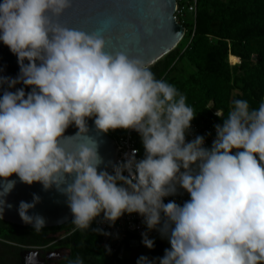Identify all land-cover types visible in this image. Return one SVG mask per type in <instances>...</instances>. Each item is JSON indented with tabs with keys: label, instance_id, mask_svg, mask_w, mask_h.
<instances>
[{
	"label": "clouds",
	"instance_id": "clouds-1",
	"mask_svg": "<svg viewBox=\"0 0 264 264\" xmlns=\"http://www.w3.org/2000/svg\"><path fill=\"white\" fill-rule=\"evenodd\" d=\"M72 5L0 0V42L20 69L15 78L0 75V218L15 175L65 195L73 231L89 230L101 214L110 226L125 213L139 214L170 248L162 258L141 255L136 264H264V100L251 108L234 99L226 116L216 112L223 123L214 126L210 148L200 135L187 141L196 115L186 96L157 79L141 58L107 51L98 32L60 24ZM89 119L98 133L137 132L143 158L133 150L108 162L112 173L100 170L105 162L88 134ZM73 125L78 131L66 136ZM76 140L69 150L65 142ZM182 193L189 196L182 204L165 203ZM38 203L33 194L18 207L36 232L46 224L28 214ZM154 243L142 233L145 247ZM68 264L84 260L77 256Z\"/></svg>",
	"mask_w": 264,
	"mask_h": 264
},
{
	"label": "trees",
	"instance_id": "trees-1",
	"mask_svg": "<svg viewBox=\"0 0 264 264\" xmlns=\"http://www.w3.org/2000/svg\"><path fill=\"white\" fill-rule=\"evenodd\" d=\"M177 1L184 7L182 15L176 14L186 33L173 50L151 65L156 78L186 96L195 120L222 124L214 111L226 116L234 99H245L251 108H258L264 100V0H196L195 13L189 10L194 0ZM121 132L108 133L117 139ZM138 147L144 153L140 135ZM71 220L42 229L65 234L61 243L70 246L71 253L63 264L77 256L84 264H112L110 259L121 254V250L108 253L101 247V235L92 231L97 228L93 222L89 230L73 231ZM0 225L33 229L1 218ZM50 240L45 238V242ZM153 240L151 254L163 257L166 243L162 237Z\"/></svg>",
	"mask_w": 264,
	"mask_h": 264
},
{
	"label": "water",
	"instance_id": "water-1",
	"mask_svg": "<svg viewBox=\"0 0 264 264\" xmlns=\"http://www.w3.org/2000/svg\"><path fill=\"white\" fill-rule=\"evenodd\" d=\"M177 5V0H73L72 7L58 18V22L69 28L98 32L106 41L107 51L124 52L152 65L173 50L185 36V25L176 18ZM19 71L17 57L0 42V75L15 78ZM21 87L24 86L16 85V88ZM16 88L10 90L15 91ZM25 91H30V88ZM88 128V134L97 140L99 154L105 162L100 170L110 173L112 167L108 162L116 163L117 159L116 140L109 133H98L92 119L88 120ZM77 131L73 125L66 130L65 135L72 136ZM78 142L65 143L72 150ZM9 179L16 183L13 190L3 197L6 204L1 219L32 226L21 220L18 207L21 201L31 203L33 194L40 197V203L30 209L28 214L42 216L46 221L45 227L62 225L72 219L66 196L57 191L55 186L44 190L40 183L27 185L15 175ZM136 242L139 243V240L136 239Z\"/></svg>",
	"mask_w": 264,
	"mask_h": 264
},
{
	"label": "built area",
	"instance_id": "built-area-1",
	"mask_svg": "<svg viewBox=\"0 0 264 264\" xmlns=\"http://www.w3.org/2000/svg\"><path fill=\"white\" fill-rule=\"evenodd\" d=\"M183 6L177 5L176 13L178 15L183 14ZM189 10L196 12V0L189 6ZM176 14V18L178 19ZM179 20V19H178ZM221 110L214 111L219 112ZM215 124L209 120H195L191 121V128L186 133V140L191 141L197 135L203 136L205 138L204 146L210 148L213 140L216 137ZM118 135L116 140L117 145V159L116 163L122 161L125 158V154H132L133 150H137L136 158L141 159L144 153L140 152L138 147V136L139 134L133 130H124ZM127 175V173H125ZM189 199L187 193L178 194L174 197H166L165 203L169 200H175L177 203L182 204L185 200ZM103 221V214L97 217L93 223L97 228L102 229L104 232L109 233V235H101V247L108 253H117L119 250L124 249L126 242L129 239H138L139 242L142 241V233L147 232L149 239L161 238L157 230L149 231L143 222V217L139 214H123L113 225H109L107 222ZM110 249V251H108Z\"/></svg>",
	"mask_w": 264,
	"mask_h": 264
},
{
	"label": "flooded vegetation",
	"instance_id": "flooded-vegetation-1",
	"mask_svg": "<svg viewBox=\"0 0 264 264\" xmlns=\"http://www.w3.org/2000/svg\"><path fill=\"white\" fill-rule=\"evenodd\" d=\"M64 236L58 231L0 225V264H63L71 253L70 246L61 243Z\"/></svg>",
	"mask_w": 264,
	"mask_h": 264
},
{
	"label": "rangeland",
	"instance_id": "rangeland-1",
	"mask_svg": "<svg viewBox=\"0 0 264 264\" xmlns=\"http://www.w3.org/2000/svg\"><path fill=\"white\" fill-rule=\"evenodd\" d=\"M166 243V247L170 248V243L167 238H162ZM147 256L149 260L160 257L159 255H152L151 249H148L142 244V241L139 243H129L123 250L121 254L112 257L110 260L112 264H136L138 258L141 256ZM162 258V257H160Z\"/></svg>",
	"mask_w": 264,
	"mask_h": 264
},
{
	"label": "crops",
	"instance_id": "crops-1",
	"mask_svg": "<svg viewBox=\"0 0 264 264\" xmlns=\"http://www.w3.org/2000/svg\"><path fill=\"white\" fill-rule=\"evenodd\" d=\"M135 243H137V242L135 241ZM135 243H134V240L132 239V244H135Z\"/></svg>",
	"mask_w": 264,
	"mask_h": 264
}]
</instances>
